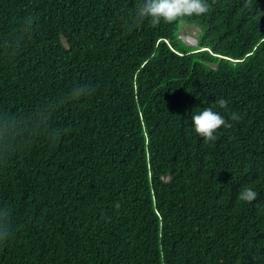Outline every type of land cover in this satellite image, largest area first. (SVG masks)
<instances>
[{"label": "trees", "instance_id": "trees-1", "mask_svg": "<svg viewBox=\"0 0 264 264\" xmlns=\"http://www.w3.org/2000/svg\"><path fill=\"white\" fill-rule=\"evenodd\" d=\"M207 2L129 27L141 0H0V264H264V0Z\"/></svg>", "mask_w": 264, "mask_h": 264}, {"label": "clouds", "instance_id": "clouds-1", "mask_svg": "<svg viewBox=\"0 0 264 264\" xmlns=\"http://www.w3.org/2000/svg\"><path fill=\"white\" fill-rule=\"evenodd\" d=\"M211 5L207 0H141L135 11L129 17V27L141 25L146 19L153 27L161 21L173 23L183 17L201 16L209 12ZM93 89L87 84L77 85L73 89V99L79 100L91 94ZM220 108H227L228 101L219 99L216 101ZM195 132L204 139L205 143L218 139L216 133L221 128H231L232 124L223 115L205 108L202 112L192 116ZM230 119L239 121L241 117L237 113H231ZM258 197V193L251 187L244 188L238 198L247 203H252ZM118 207V205H117ZM13 235L11 226L5 221H0V243H5Z\"/></svg>", "mask_w": 264, "mask_h": 264}, {"label": "rangeland", "instance_id": "rangeland-1", "mask_svg": "<svg viewBox=\"0 0 264 264\" xmlns=\"http://www.w3.org/2000/svg\"><path fill=\"white\" fill-rule=\"evenodd\" d=\"M202 34V28L196 23L182 20L178 29V36L187 44L197 46Z\"/></svg>", "mask_w": 264, "mask_h": 264}]
</instances>
